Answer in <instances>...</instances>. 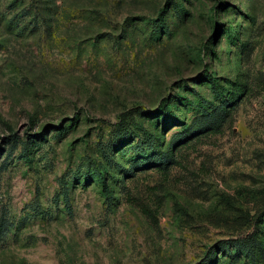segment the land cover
Masks as SVG:
<instances>
[{"label":"rangeland","instance_id":"1","mask_svg":"<svg viewBox=\"0 0 264 264\" xmlns=\"http://www.w3.org/2000/svg\"><path fill=\"white\" fill-rule=\"evenodd\" d=\"M0 264H264V0H0Z\"/></svg>","mask_w":264,"mask_h":264},{"label":"trees","instance_id":"2","mask_svg":"<svg viewBox=\"0 0 264 264\" xmlns=\"http://www.w3.org/2000/svg\"><path fill=\"white\" fill-rule=\"evenodd\" d=\"M149 149H153V147H152V145H149ZM144 152L143 151V149L142 148H139L138 150H137V152ZM102 183L104 184V187L105 188H107V186H106V181H105V177L103 178V180H102ZM68 193H69V191L68 190H66L65 191V194H66V201H67V206L69 207V210H71V208H70V199H69V195H68Z\"/></svg>","mask_w":264,"mask_h":264}]
</instances>
